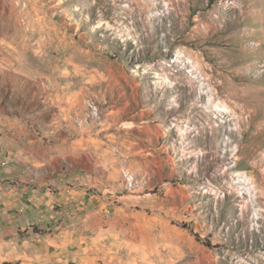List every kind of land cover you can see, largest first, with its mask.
Instances as JSON below:
<instances>
[{
	"label": "rangeland",
	"instance_id": "rangeland-1",
	"mask_svg": "<svg viewBox=\"0 0 264 264\" xmlns=\"http://www.w3.org/2000/svg\"><path fill=\"white\" fill-rule=\"evenodd\" d=\"M0 118L78 135L95 264H264V0H0Z\"/></svg>",
	"mask_w": 264,
	"mask_h": 264
},
{
	"label": "crops",
	"instance_id": "crops-1",
	"mask_svg": "<svg viewBox=\"0 0 264 264\" xmlns=\"http://www.w3.org/2000/svg\"><path fill=\"white\" fill-rule=\"evenodd\" d=\"M11 126L0 118V257L13 264H95L107 210L87 192L92 180L79 159L64 160L78 135L55 144L34 136L32 148L19 141L14 147L13 136L22 133Z\"/></svg>",
	"mask_w": 264,
	"mask_h": 264
},
{
	"label": "bare ground",
	"instance_id": "bare-ground-1",
	"mask_svg": "<svg viewBox=\"0 0 264 264\" xmlns=\"http://www.w3.org/2000/svg\"><path fill=\"white\" fill-rule=\"evenodd\" d=\"M252 11V10H251ZM192 84H194V82H192ZM203 97V94H201L200 95V98H202ZM87 104V103H86ZM93 105V104H92ZM96 108L97 107H95V105H93V106H91V110L92 111H90L91 112V114H97V112H96ZM213 109V111H212V113H210V114H214L216 117L217 116H221V115H223L224 114V111L222 110V109H220V108H217V109H214V108H212ZM208 115H209V113H208ZM206 116H207V114H206ZM251 116L249 115V118H250ZM132 175L131 174H129V178H127V180L128 181H130L131 179H132Z\"/></svg>",
	"mask_w": 264,
	"mask_h": 264
},
{
	"label": "built area",
	"instance_id": "built-area-1",
	"mask_svg": "<svg viewBox=\"0 0 264 264\" xmlns=\"http://www.w3.org/2000/svg\"><path fill=\"white\" fill-rule=\"evenodd\" d=\"M96 114H92L91 116H92V118H94V116H95ZM6 164V161L5 160H3L2 162H1V166H4ZM125 178H129V173H125ZM34 181V178H31L30 179V182H33Z\"/></svg>",
	"mask_w": 264,
	"mask_h": 264
}]
</instances>
